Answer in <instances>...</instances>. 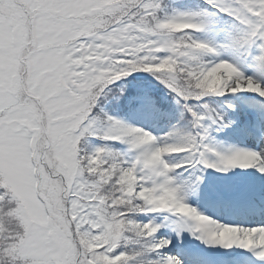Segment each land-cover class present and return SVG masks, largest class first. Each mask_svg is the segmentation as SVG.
<instances>
[{
    "label": "snow or ice",
    "instance_id": "6c2138e0",
    "mask_svg": "<svg viewBox=\"0 0 264 264\" xmlns=\"http://www.w3.org/2000/svg\"><path fill=\"white\" fill-rule=\"evenodd\" d=\"M0 264H264V0H0Z\"/></svg>",
    "mask_w": 264,
    "mask_h": 264
},
{
    "label": "rangeland",
    "instance_id": "374dc122",
    "mask_svg": "<svg viewBox=\"0 0 264 264\" xmlns=\"http://www.w3.org/2000/svg\"><path fill=\"white\" fill-rule=\"evenodd\" d=\"M221 139H224V138H221Z\"/></svg>",
    "mask_w": 264,
    "mask_h": 264
}]
</instances>
